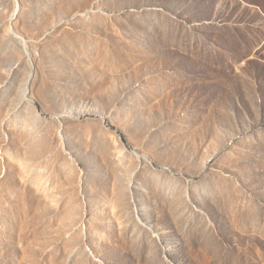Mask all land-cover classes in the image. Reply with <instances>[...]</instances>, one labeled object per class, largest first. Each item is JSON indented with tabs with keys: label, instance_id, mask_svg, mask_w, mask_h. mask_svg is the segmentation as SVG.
Masks as SVG:
<instances>
[{
	"label": "rangeland",
	"instance_id": "obj_1",
	"mask_svg": "<svg viewBox=\"0 0 264 264\" xmlns=\"http://www.w3.org/2000/svg\"><path fill=\"white\" fill-rule=\"evenodd\" d=\"M0 264H264V0H0Z\"/></svg>",
	"mask_w": 264,
	"mask_h": 264
},
{
	"label": "bare ground",
	"instance_id": "obj_2",
	"mask_svg": "<svg viewBox=\"0 0 264 264\" xmlns=\"http://www.w3.org/2000/svg\"><path fill=\"white\" fill-rule=\"evenodd\" d=\"M21 38V37H20ZM25 39V38H24ZM26 42V41H25Z\"/></svg>",
	"mask_w": 264,
	"mask_h": 264
}]
</instances>
